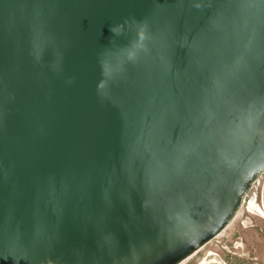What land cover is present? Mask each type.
Instances as JSON below:
<instances>
[{"label":"water","instance_id":"95a60500","mask_svg":"<svg viewBox=\"0 0 264 264\" xmlns=\"http://www.w3.org/2000/svg\"><path fill=\"white\" fill-rule=\"evenodd\" d=\"M263 174L264 0H0V264H181Z\"/></svg>","mask_w":264,"mask_h":264},{"label":"rangeland","instance_id":"374dc122","mask_svg":"<svg viewBox=\"0 0 264 264\" xmlns=\"http://www.w3.org/2000/svg\"><path fill=\"white\" fill-rule=\"evenodd\" d=\"M263 183H264V174L259 178L258 182L253 185L252 190H251L249 196L247 197V199H251V200H249L250 203H248V201L246 200V202L249 205H247V206L244 205V207H241V209L237 213V216L235 217V219L220 234V237H218L216 239V241H220V242H222V244L227 245L228 241L234 239L235 238L234 234H236L238 232L239 233H246V232L252 233L258 243H254L255 251L252 248H247V250H245V252H246L245 263H252V260H249L248 253L251 252L252 253L251 257H252V256H254L253 254L255 252V256H256L257 260L254 263L264 264V219H261V218L257 217L256 215H252V214L248 213V211L254 212L255 209L256 210L258 209L257 211H259L261 209L259 204L261 201V191H262ZM245 227L247 229H245ZM238 242H240V240H238ZM212 243H215V241ZM208 248H210V247L208 246L206 249H208ZM234 251L237 252L238 250H234ZM239 252H243V251L239 250ZM203 253H204V251L194 258H191L192 256L189 257L182 264H194V262Z\"/></svg>","mask_w":264,"mask_h":264},{"label":"flooded vegetation","instance_id":"af4514ba","mask_svg":"<svg viewBox=\"0 0 264 264\" xmlns=\"http://www.w3.org/2000/svg\"><path fill=\"white\" fill-rule=\"evenodd\" d=\"M249 200L251 199H247L248 203H250ZM248 203L245 202L243 204V207L244 205L246 206L249 205ZM259 206L262 208L261 201ZM248 213L252 215H256L261 219H264V217L260 216V214H258L257 211L256 212L248 211ZM245 229L247 228L245 227ZM234 236H235L234 239L228 241L227 245H224L222 244V242L216 241V239L220 237L219 234L212 241L207 243L205 246L199 249L194 255H192L191 258H194L204 251V253L194 262V264H257L254 263L257 260L255 256V252L253 254L254 256L252 257H251L252 253L251 252L248 253L249 260H252V263H245L246 261L245 250H247V248L254 249L255 248L254 243H258L254 235L250 232H246V233L238 232L234 234ZM238 240H240V242H238ZM214 241L215 243H212ZM208 246L210 248L206 249ZM234 250H238V251L236 252ZM239 250L243 252H239Z\"/></svg>","mask_w":264,"mask_h":264},{"label":"bare ground","instance_id":"6f19581e","mask_svg":"<svg viewBox=\"0 0 264 264\" xmlns=\"http://www.w3.org/2000/svg\"><path fill=\"white\" fill-rule=\"evenodd\" d=\"M246 202V200L244 201V203ZM243 203V204H244ZM243 207V206H242ZM256 208V207H255ZM258 208V207H257ZM258 210V209H257ZM256 209H255V211L254 212H256L257 211ZM257 213L258 214H260V216H262V217H264V209H263V207L259 210V211H257Z\"/></svg>","mask_w":264,"mask_h":264}]
</instances>
